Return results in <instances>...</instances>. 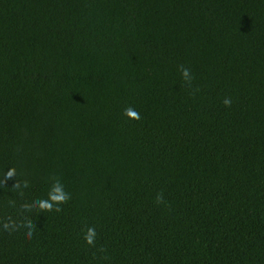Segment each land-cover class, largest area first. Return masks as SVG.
I'll use <instances>...</instances> for the list:
<instances>
[{"label": "trees", "instance_id": "1", "mask_svg": "<svg viewBox=\"0 0 264 264\" xmlns=\"http://www.w3.org/2000/svg\"><path fill=\"white\" fill-rule=\"evenodd\" d=\"M0 264H264V0H0Z\"/></svg>", "mask_w": 264, "mask_h": 264}, {"label": "clouds", "instance_id": "2", "mask_svg": "<svg viewBox=\"0 0 264 264\" xmlns=\"http://www.w3.org/2000/svg\"><path fill=\"white\" fill-rule=\"evenodd\" d=\"M183 75H184L185 78L188 77V71H187V69H184L183 70ZM225 103H228V101H225ZM130 114H132V113H130ZM90 233H91V230H90ZM86 239L88 240L89 243H91V234L88 237H86Z\"/></svg>", "mask_w": 264, "mask_h": 264}]
</instances>
